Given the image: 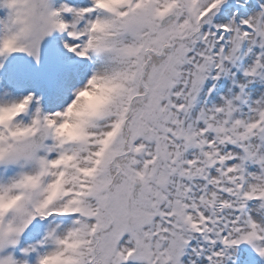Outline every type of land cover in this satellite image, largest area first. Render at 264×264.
<instances>
[{"label": "snow or ice", "instance_id": "snow-or-ice-1", "mask_svg": "<svg viewBox=\"0 0 264 264\" xmlns=\"http://www.w3.org/2000/svg\"><path fill=\"white\" fill-rule=\"evenodd\" d=\"M0 264H264V0H0Z\"/></svg>", "mask_w": 264, "mask_h": 264}]
</instances>
